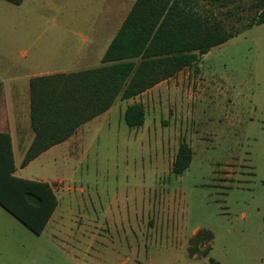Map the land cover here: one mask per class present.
Wrapping results in <instances>:
<instances>
[{
    "label": "rangeland",
    "instance_id": "obj_1",
    "mask_svg": "<svg viewBox=\"0 0 264 264\" xmlns=\"http://www.w3.org/2000/svg\"><path fill=\"white\" fill-rule=\"evenodd\" d=\"M252 1L204 4L241 32L141 95L118 98L77 141L19 173L53 168L57 230L37 236L0 207V264H264V23L242 30L257 17ZM91 9L90 0H25L20 10L0 0V53L21 63L11 26L21 17L81 23ZM134 103L144 123L130 129L123 113ZM181 142L192 159L174 175ZM197 232L212 235L199 250Z\"/></svg>",
    "mask_w": 264,
    "mask_h": 264
},
{
    "label": "trees",
    "instance_id": "obj_2",
    "mask_svg": "<svg viewBox=\"0 0 264 264\" xmlns=\"http://www.w3.org/2000/svg\"><path fill=\"white\" fill-rule=\"evenodd\" d=\"M18 6L23 0H3ZM242 0H136L110 42L103 66L76 73L36 77L29 82L30 122L33 140L21 162H29L49 148L69 139L81 125L110 109L115 101L141 95L159 82L192 66L212 47L237 36L222 19L203 7L228 8ZM256 19L242 30L264 23V0H253ZM228 13L229 9L226 10ZM144 108L126 107L123 121L130 129L144 123ZM192 152L181 142L171 166L174 175L188 169ZM10 135L0 131V207L35 235H40L57 207L46 182L14 175ZM211 233L191 242L210 239ZM192 253V252H191ZM207 254V249L202 251ZM206 264H221L209 257Z\"/></svg>",
    "mask_w": 264,
    "mask_h": 264
},
{
    "label": "crops",
    "instance_id": "obj_3",
    "mask_svg": "<svg viewBox=\"0 0 264 264\" xmlns=\"http://www.w3.org/2000/svg\"><path fill=\"white\" fill-rule=\"evenodd\" d=\"M135 1L90 0L91 12L87 21L81 23L51 22L46 25L42 22L29 23L23 21L22 17L11 23V26L19 33V41L18 43L15 42V46L22 48L20 52L22 60L21 63H17L11 57H6L7 54L0 53V62L6 63L5 67L0 70V118L2 117L0 119V131L4 130L6 125L12 146L14 175L24 179L46 182L55 194L52 185L57 180L48 178L49 174H47L50 172L53 174V168L48 169L39 177L20 176L19 173L25 171L33 162L45 154L59 147L73 144L79 139L78 133L82 126L88 122L77 128L69 139L41 153L25 167L18 166L34 137L30 122L29 82L36 77L59 73H76L103 66L102 58ZM24 3L25 0L18 6L7 4L15 10H20ZM4 9L11 16L19 14L17 11H13L11 7ZM1 23L0 33L5 29ZM29 36L33 38L29 39ZM2 40L0 39V44L3 42ZM111 108L91 121L107 114ZM17 155L22 159L19 160V164H16ZM56 209L45 226L46 228L51 225L53 232L57 230Z\"/></svg>",
    "mask_w": 264,
    "mask_h": 264
}]
</instances>
